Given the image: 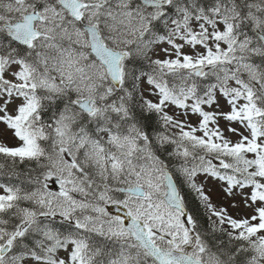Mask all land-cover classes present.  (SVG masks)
Masks as SVG:
<instances>
[{"label": "snow or ice", "instance_id": "1", "mask_svg": "<svg viewBox=\"0 0 264 264\" xmlns=\"http://www.w3.org/2000/svg\"><path fill=\"white\" fill-rule=\"evenodd\" d=\"M0 264H264V0H0Z\"/></svg>", "mask_w": 264, "mask_h": 264}, {"label": "rangeland", "instance_id": "2", "mask_svg": "<svg viewBox=\"0 0 264 264\" xmlns=\"http://www.w3.org/2000/svg\"><path fill=\"white\" fill-rule=\"evenodd\" d=\"M192 121H193V123H195V117L192 118ZM212 198H213V201L216 203H225V204L227 203V201H223V200L219 199L218 189H216L215 187H214V190L212 192Z\"/></svg>", "mask_w": 264, "mask_h": 264}]
</instances>
